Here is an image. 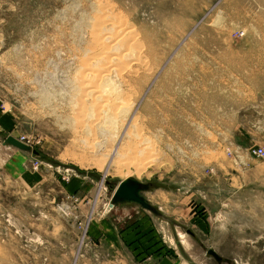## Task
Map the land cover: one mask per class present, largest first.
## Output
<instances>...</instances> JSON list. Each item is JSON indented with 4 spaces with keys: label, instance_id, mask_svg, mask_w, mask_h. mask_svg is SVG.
I'll list each match as a JSON object with an SVG mask.
<instances>
[{
    "label": "rangeland",
    "instance_id": "1",
    "mask_svg": "<svg viewBox=\"0 0 264 264\" xmlns=\"http://www.w3.org/2000/svg\"><path fill=\"white\" fill-rule=\"evenodd\" d=\"M97 6L152 47L129 102L138 128L119 122L104 149L68 103ZM10 136L38 154L6 147ZM260 150L264 0H0V264H219L211 248L222 264H264ZM128 177L155 184L164 219L109 208ZM105 222L139 225L143 243L103 244Z\"/></svg>",
    "mask_w": 264,
    "mask_h": 264
},
{
    "label": "bare ground",
    "instance_id": "2",
    "mask_svg": "<svg viewBox=\"0 0 264 264\" xmlns=\"http://www.w3.org/2000/svg\"><path fill=\"white\" fill-rule=\"evenodd\" d=\"M94 8L89 21V39L85 41L83 49L74 54L77 69L73 72L74 85L72 84L68 102L72 118H68L73 120L80 132H87L92 136V149H104L106 141L115 134L119 122H131L132 128H138L139 124L132 116L134 113L129 102L141 78L140 72L150 67L152 47L140 30L115 13L113 6ZM137 137L139 138V134ZM117 146L116 144V150L113 151L115 158L126 155V149ZM123 160L125 159L122 158ZM124 163L119 162L117 170H122ZM93 166L99 167L94 162ZM109 208L112 209L111 206ZM183 242L185 245L189 244L186 239Z\"/></svg>",
    "mask_w": 264,
    "mask_h": 264
},
{
    "label": "water",
    "instance_id": "3",
    "mask_svg": "<svg viewBox=\"0 0 264 264\" xmlns=\"http://www.w3.org/2000/svg\"><path fill=\"white\" fill-rule=\"evenodd\" d=\"M4 145L6 147H14L22 152H32L37 155V151L33 150L28 144H24L18 139L10 136L5 139ZM155 189V184L152 182L143 183L135 177H130L120 182L118 188L111 196L110 206L112 209L118 206L133 205L140 207L147 213H152L158 218L164 219L166 214L161 209L151 203V200L147 198L148 192ZM208 256H213L219 264H222L223 258L218 255L216 250L210 249L207 251Z\"/></svg>",
    "mask_w": 264,
    "mask_h": 264
},
{
    "label": "crops",
    "instance_id": "4",
    "mask_svg": "<svg viewBox=\"0 0 264 264\" xmlns=\"http://www.w3.org/2000/svg\"><path fill=\"white\" fill-rule=\"evenodd\" d=\"M164 195L160 196L162 203H164L165 198L166 200H168L170 197V195L167 196L168 198ZM147 198H149L148 194H147ZM169 205H173V204L170 203ZM158 206H160V209L162 212L167 213L165 210H163L164 208L161 205H158ZM118 208H120V206H118L116 209ZM170 208L172 207L170 206ZM125 213H128V211H126ZM137 226L139 225H134L133 226L134 228L131 226H128L126 228H122L121 230H119L117 229V227L111 226L108 222H105L104 224L96 228L98 232L97 234H99L97 235L98 237H96V239L102 240L103 244L105 243L106 245H109L110 247L119 248V250L124 249L126 252H128V247H129V249L132 250V252L134 253L135 250L138 248V246H140V244L143 243V240H141L142 237L139 236L140 228L138 227L139 229L137 230ZM143 247H141L139 249V252L137 253L143 252L145 249H147L145 246ZM146 258H148L147 262H150L154 259L152 256L150 258L149 257H146ZM163 264H166V262H164Z\"/></svg>",
    "mask_w": 264,
    "mask_h": 264
},
{
    "label": "built area",
    "instance_id": "5",
    "mask_svg": "<svg viewBox=\"0 0 264 264\" xmlns=\"http://www.w3.org/2000/svg\"><path fill=\"white\" fill-rule=\"evenodd\" d=\"M21 142H23V143L25 144L24 141H21ZM254 152H255V154H257L258 156H262V155H264V151H263V150H260V151H254Z\"/></svg>",
    "mask_w": 264,
    "mask_h": 264
}]
</instances>
